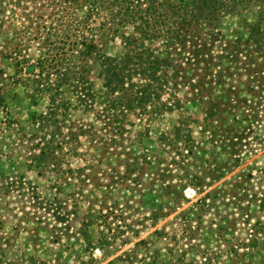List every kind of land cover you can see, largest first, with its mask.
<instances>
[{"label":"trees","instance_id":"1","mask_svg":"<svg viewBox=\"0 0 264 264\" xmlns=\"http://www.w3.org/2000/svg\"><path fill=\"white\" fill-rule=\"evenodd\" d=\"M0 36V56L15 69L7 76L0 66V110L7 114L0 122L9 130L18 125L31 168L55 175V196L47 200L64 193L77 199L108 154L124 153L129 173L151 163L130 142L139 124L182 109L183 92L204 106L205 131L214 138L248 134L263 121L264 0H0ZM106 39L120 40L121 51L106 53ZM239 76L247 92L234 85ZM9 79L34 105L44 102L28 126L8 108ZM162 142L177 149L182 142L186 154L197 146L183 127ZM56 220L70 225L65 216ZM89 227L81 228L86 238ZM5 228L0 215V264H20Z\"/></svg>","mask_w":264,"mask_h":264},{"label":"rangeland","instance_id":"2","mask_svg":"<svg viewBox=\"0 0 264 264\" xmlns=\"http://www.w3.org/2000/svg\"><path fill=\"white\" fill-rule=\"evenodd\" d=\"M103 46L108 54L122 49L120 40L106 39ZM0 66L7 76L14 75L11 60L0 56ZM96 83L98 90V79ZM233 83L247 92L246 77ZM4 95L25 126L35 111L44 109V102L34 105L27 90L10 79ZM182 97V109L137 127L138 137L130 146L151 163L129 173L124 153L108 154L75 200H66L65 193L63 200H47L55 196V175L31 168L14 130L18 125L9 130L0 122V215L14 260L264 264V117L248 134L238 129L240 134L227 140L214 138L205 131L204 106L186 92ZM5 117L0 110V118ZM179 127L192 131L197 144L193 154L181 149L182 142H177L179 149L164 146L163 137L174 138ZM8 179L16 182L9 190L4 184ZM58 214L70 220L69 227L56 220ZM85 223L90 226L87 238L81 233Z\"/></svg>","mask_w":264,"mask_h":264},{"label":"water","instance_id":"3","mask_svg":"<svg viewBox=\"0 0 264 264\" xmlns=\"http://www.w3.org/2000/svg\"><path fill=\"white\" fill-rule=\"evenodd\" d=\"M192 192H195V190H192Z\"/></svg>","mask_w":264,"mask_h":264}]
</instances>
